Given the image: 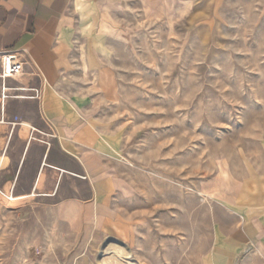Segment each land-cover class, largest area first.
Masks as SVG:
<instances>
[{"label":"rangeland","instance_id":"obj_1","mask_svg":"<svg viewBox=\"0 0 264 264\" xmlns=\"http://www.w3.org/2000/svg\"><path fill=\"white\" fill-rule=\"evenodd\" d=\"M118 5L86 32L102 76L87 115L116 190L66 178L53 200L0 197V264H128L118 246L215 264L222 236L264 211V0Z\"/></svg>","mask_w":264,"mask_h":264},{"label":"crops","instance_id":"obj_2","mask_svg":"<svg viewBox=\"0 0 264 264\" xmlns=\"http://www.w3.org/2000/svg\"><path fill=\"white\" fill-rule=\"evenodd\" d=\"M118 1L0 0V72L2 53L15 52L24 70L8 86L42 90L40 99L9 97L4 104L0 79V159L8 158L0 169L4 190L53 200L66 178L90 180L97 194L116 190L112 166L87 115L102 76L86 32L103 25ZM57 208L68 217L86 210L79 199H61ZM214 256L215 264H264V211L242 217L231 234L222 236Z\"/></svg>","mask_w":264,"mask_h":264},{"label":"built area","instance_id":"obj_3","mask_svg":"<svg viewBox=\"0 0 264 264\" xmlns=\"http://www.w3.org/2000/svg\"><path fill=\"white\" fill-rule=\"evenodd\" d=\"M24 70V63L17 53L8 51L2 53L1 56V72L0 79L2 81L1 90H2V101L5 104V100L9 97L15 98H28V99H40L42 95L41 89H26V88H10L7 81L9 79H16L20 77ZM28 92V95L23 96H11L10 92ZM0 197L4 198L8 202H13L15 199L14 189L6 191L0 186Z\"/></svg>","mask_w":264,"mask_h":264},{"label":"bare ground","instance_id":"obj_4","mask_svg":"<svg viewBox=\"0 0 264 264\" xmlns=\"http://www.w3.org/2000/svg\"><path fill=\"white\" fill-rule=\"evenodd\" d=\"M11 138V137H10ZM7 164H8V158L7 157H1V159H0V169H3L4 167H6L7 166ZM64 172V171H63ZM57 187H56V191H57ZM48 194V193H47ZM36 193L34 192V193H32L31 195H29V196H15V199H14V201L13 202H17V203H22V202H24L25 200H27V199H29V198H31V197H36ZM56 195V194H55ZM46 196V195H45ZM52 196H53V194H52ZM109 250H113L112 248H108L107 249V251H109ZM114 251L116 252V254H118L121 258H125V259H128V264H140V263H135V262H133V260H131L132 259V253L129 251V250H127L126 248H123V247H117V248H114ZM117 256V255H116ZM118 256V257H119ZM112 257H114L113 255H112ZM120 257H119V259H120ZM115 258V257H114ZM121 260V259H120ZM116 261H118V260H116ZM124 261V260H123ZM118 263V262H117Z\"/></svg>","mask_w":264,"mask_h":264}]
</instances>
